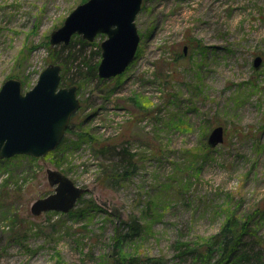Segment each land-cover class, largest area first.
Instances as JSON below:
<instances>
[{
    "label": "rangeland",
    "instance_id": "374dc122",
    "mask_svg": "<svg viewBox=\"0 0 264 264\" xmlns=\"http://www.w3.org/2000/svg\"><path fill=\"white\" fill-rule=\"evenodd\" d=\"M86 1L0 0V88L15 78L27 92L60 64L82 103L55 153L0 163V264H114L118 250L179 263L178 242L203 244L230 211L255 215L264 247V0H144L136 58L107 86L76 75L50 43ZM106 38L85 46L93 63ZM218 126L226 141L210 151ZM102 144L136 156L137 172L116 189L103 183ZM49 169L89 189L79 213H32L54 192ZM132 215L143 234L117 250L116 229Z\"/></svg>",
    "mask_w": 264,
    "mask_h": 264
},
{
    "label": "water",
    "instance_id": "95a60500",
    "mask_svg": "<svg viewBox=\"0 0 264 264\" xmlns=\"http://www.w3.org/2000/svg\"><path fill=\"white\" fill-rule=\"evenodd\" d=\"M144 0H88L79 5L65 20L62 27L51 34L53 47L69 45L75 35L94 42L106 35L102 42V60L98 76L111 79L123 74L135 60L141 37L136 18ZM186 52V49H185ZM263 58L258 56L254 66L259 69ZM62 66L48 65L39 75L36 85L27 92L22 82L11 78L0 88V160L17 155L33 158L46 157L56 150L65 137L72 117L80 110L78 87L62 86ZM225 141V129L214 128L208 138L211 148ZM54 192L32 205V213L69 214L89 191L77 186L60 171H47Z\"/></svg>",
    "mask_w": 264,
    "mask_h": 264
},
{
    "label": "trees",
    "instance_id": "16d2710c",
    "mask_svg": "<svg viewBox=\"0 0 264 264\" xmlns=\"http://www.w3.org/2000/svg\"><path fill=\"white\" fill-rule=\"evenodd\" d=\"M74 38L77 40H74ZM76 41L78 44H81L79 48H75L76 46L74 42ZM87 45L92 44L79 36H74L69 45H62V52L60 53H66L64 57L65 63L70 67V69L76 72V75H81L85 79H97L98 83H103L107 86V83H109V80L112 78L106 80L98 76L100 61L98 63L92 62V56L85 49V46ZM72 48L75 49L72 50ZM66 50H68V52H66ZM58 54V52H53L52 49L51 56L54 62L58 60ZM98 54H100V50ZM74 84V79L67 78L65 72H62V86L67 87ZM76 114L72 117L71 123L73 119L76 118ZM71 123L66 134L72 131ZM92 141L93 144H96L97 142L95 140ZM64 142L65 138L62 140L58 148H60ZM57 149L49 154L52 155L57 151ZM211 149L212 148L210 147L208 150L211 151ZM95 152L103 158L104 163L101 167V174L104 178L103 183L109 188L116 189L124 179H127L138 170L135 158L136 156L129 149L119 148V146L114 144H102L99 149L95 150ZM6 160L10 159L0 160V163ZM82 199L83 198H81L79 202L82 201ZM74 211L69 214L75 215L76 213H79V211H76L75 213ZM247 217H245V219H241L235 214V212L230 211V213L226 216V220L220 231L205 240L203 244L191 245L189 243L178 242L176 246V250L179 252L177 260L181 263L190 259V264H259L257 262V258L264 251V247L263 245L260 246L259 242L256 240L257 237H255L257 232L253 226L255 215L251 214ZM123 224L125 227L122 229H116L115 239L117 241V250L121 248L122 244L134 241L143 234V225L137 216L132 215L129 220L124 221ZM257 248L259 249L256 250ZM179 263H169L168 260L162 257H128L123 254L122 251L118 250L116 252L114 264Z\"/></svg>",
    "mask_w": 264,
    "mask_h": 264
}]
</instances>
